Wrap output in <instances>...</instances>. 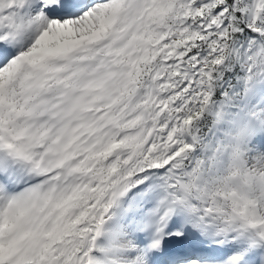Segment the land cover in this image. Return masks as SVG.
Returning <instances> with one entry per match:
<instances>
[{"label": "snow or ice", "instance_id": "snow-or-ice-1", "mask_svg": "<svg viewBox=\"0 0 264 264\" xmlns=\"http://www.w3.org/2000/svg\"><path fill=\"white\" fill-rule=\"evenodd\" d=\"M0 264H264V0H0Z\"/></svg>", "mask_w": 264, "mask_h": 264}]
</instances>
